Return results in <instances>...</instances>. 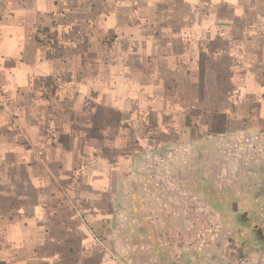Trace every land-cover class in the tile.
Wrapping results in <instances>:
<instances>
[{
	"label": "crops",
	"instance_id": "0c3cea01",
	"mask_svg": "<svg viewBox=\"0 0 264 264\" xmlns=\"http://www.w3.org/2000/svg\"><path fill=\"white\" fill-rule=\"evenodd\" d=\"M206 137L264 162V0H0V264H119L104 207Z\"/></svg>",
	"mask_w": 264,
	"mask_h": 264
},
{
	"label": "rangeland",
	"instance_id": "374dc122",
	"mask_svg": "<svg viewBox=\"0 0 264 264\" xmlns=\"http://www.w3.org/2000/svg\"><path fill=\"white\" fill-rule=\"evenodd\" d=\"M261 149L201 138L120 190L98 237L119 264H264ZM244 212L247 222L238 214ZM264 232V228H263Z\"/></svg>",
	"mask_w": 264,
	"mask_h": 264
},
{
	"label": "trees",
	"instance_id": "16d2710c",
	"mask_svg": "<svg viewBox=\"0 0 264 264\" xmlns=\"http://www.w3.org/2000/svg\"><path fill=\"white\" fill-rule=\"evenodd\" d=\"M238 218L239 220L242 222V223H246L247 222V217L245 216V213L244 212H241L238 214ZM263 228L264 227H259L255 230V234H256V237L264 243V232H263Z\"/></svg>",
	"mask_w": 264,
	"mask_h": 264
}]
</instances>
